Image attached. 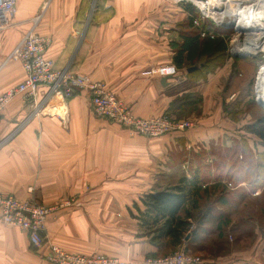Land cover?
<instances>
[{"label":"crops","instance_id":"crops-1","mask_svg":"<svg viewBox=\"0 0 264 264\" xmlns=\"http://www.w3.org/2000/svg\"><path fill=\"white\" fill-rule=\"evenodd\" d=\"M188 17L171 0H17L13 26L0 33V96L25 79L21 63L9 57L34 30L51 39L46 57L54 61L56 71L68 70L103 83L137 117L164 115L176 98L191 91L182 87L188 70H179V81L168 79L166 84L151 71L173 65L180 34L191 31L183 23ZM248 70L245 67L242 74ZM237 80H232V87ZM209 90L202 92L204 116L190 112L184 117L195 122L194 128L161 138L131 136L118 124L96 117L86 91H76L66 104L56 98L42 104L40 97L38 113L30 101L15 98L0 119V195L34 198L47 207L72 201V206L51 213L39 250L30 245L25 232L6 227L0 219V264H52L44 259L49 243L129 264L161 255L139 236L135 205L143 210L146 195L176 186L197 169L207 173L209 166L213 178L217 148L231 151L244 141L254 154L264 152L261 140L246 132L256 120L244 112L245 89L211 94ZM213 101L216 112L209 117ZM65 109L66 122L50 114ZM240 186L246 195L242 205L259 197L260 190L252 193L250 183ZM231 189V206L238 207L241 193ZM206 210L195 213L192 229L203 222L205 240L198 246H207L215 236L204 230L209 227L204 223ZM234 222L232 215L229 228ZM254 233L256 241L246 251L236 245L227 251L208 253L204 248L196 253L207 255L204 264H264V229ZM182 248L187 250L185 244L176 250Z\"/></svg>","mask_w":264,"mask_h":264},{"label":"built area","instance_id":"built-area-1","mask_svg":"<svg viewBox=\"0 0 264 264\" xmlns=\"http://www.w3.org/2000/svg\"><path fill=\"white\" fill-rule=\"evenodd\" d=\"M171 1L179 6L190 4L198 11L202 21L211 22L216 27L228 28L226 23H228L229 18L225 16V12L228 9L230 0H218V4L215 3L217 6L216 11L220 13L223 21L216 20L210 14V10L214 8L213 0ZM236 3L238 8L242 7L241 10L248 7L255 8L258 14H262L264 17V0H237ZM16 13L17 0H0V33L13 26ZM195 25L198 27L199 23L196 21ZM235 30H237L236 27ZM237 32L239 31L237 30ZM201 35L205 37L207 33L201 31ZM260 42L264 47V41L261 40ZM50 45L51 39L31 30L13 50L9 60L21 63L26 77L20 84L0 96V119L6 107L17 97H23L30 101L35 112L38 113V111H41V105L37 104L40 97H42V104L45 102L49 104L54 98L60 99L66 104L74 97L76 91H86L90 96L92 109L96 117L118 124L126 129L131 136L161 138L172 133H185L194 128V123L190 119H179L173 115H161L151 118L137 117L127 103L110 92L103 83L93 81L87 76L74 74L68 70L56 71L54 61L46 57ZM234 50L229 49L233 56L237 54ZM236 50L243 52L246 56H255L260 52L247 47L245 43L237 44ZM151 73L172 81H179L180 79V72L174 65L153 69ZM256 88L257 82L255 85L256 102L264 109V105L259 101ZM50 114L59 117L63 122L68 121L67 109L62 112L56 110V112ZM30 192L32 191L30 190ZM71 206L72 201H65L61 205L47 207L38 203L34 198L23 200L12 195H0V219L3 225L17 227L25 232L30 245L39 250L45 244L43 236L47 232V221L51 213ZM48 247L49 251L44 255V259L52 264H129L128 261L120 258L102 254L68 252L54 243H49ZM141 264H204V260L202 257L182 248L166 256L147 257Z\"/></svg>","mask_w":264,"mask_h":264},{"label":"trees","instance_id":"trees-1","mask_svg":"<svg viewBox=\"0 0 264 264\" xmlns=\"http://www.w3.org/2000/svg\"><path fill=\"white\" fill-rule=\"evenodd\" d=\"M180 6L189 13L187 26L191 31H182L180 34V40L175 45L173 65L178 70L187 69L188 76L193 81L207 80L224 64L228 52L227 40L219 31L228 32L231 29L216 27L211 22L202 21L198 11L190 4H181ZM196 21L199 23L198 27L195 25ZM201 31H205L207 35L202 37ZM183 96L176 98L164 115L184 118L190 114L193 107L201 103V98L192 95ZM246 132L256 135L264 147V116L247 126ZM225 152L227 155L223 154L225 158H222L224 162L225 159L237 160L236 156L238 155L244 166L249 161L247 170L242 171L245 168L242 165L240 167L233 166L231 170L236 169V175H230V173H224L222 165H218L215 166L212 178L209 166L207 173L206 169L203 171L200 168L194 171L191 178H182L176 186L146 195L142 200L143 210L135 205L138 211L136 218L139 221V236L147 238L153 246L160 250L161 255L152 257L165 256L168 254L166 251L172 253L184 244L190 251L201 252L204 250L205 246L196 244L205 241L202 239L201 231L203 222L199 220L202 223H198L196 228L192 229L195 213H198L203 206L207 209L206 217L208 216L204 223L209 224V227L204 230L211 235L214 234L216 240L224 239L225 232L232 224L234 209L237 208V206H231L232 197H229L232 191L231 187L241 193L238 194L239 199L237 198L238 206H241L246 197L241 190L242 182L251 184L252 193L260 190L259 197L250 204L248 217L243 218L263 226L264 152L254 154L244 141L236 143L231 151L225 150ZM252 170H254V178H249L248 176L253 174ZM225 180L226 182H224ZM211 182L213 183L208 185ZM215 193L219 195L213 198ZM243 222L242 219L241 223ZM188 236H190V240L185 243Z\"/></svg>","mask_w":264,"mask_h":264},{"label":"rangeland","instance_id":"rangeland-1","mask_svg":"<svg viewBox=\"0 0 264 264\" xmlns=\"http://www.w3.org/2000/svg\"><path fill=\"white\" fill-rule=\"evenodd\" d=\"M185 24L184 27L188 28V22L184 21L183 22ZM226 27H228V29H231V31H219L227 40V45H228V52L226 54V59L224 64L220 67V69L218 71H215V73L211 74L209 76V78L207 80H203L200 82H196L193 81L192 79L189 78L188 73L186 72H182L184 74L183 76L185 77V82L186 84H182V87H184L186 85L187 89H190L191 91L187 94H185L184 96H188V95H192L196 98H201V103L199 105H196L195 107H193L191 109V113L195 114L196 116H204V100H203V95L202 92L205 90H209V93L211 94V92H216L217 90H220L221 92L225 93L228 92L229 90H232L233 88V92L237 89H245L243 90L242 96L245 100L244 102V112L246 111L247 113L251 114L252 116H255L253 118V120H257L258 118H261L264 116V109L261 108V105L259 106V104L256 102V93H255V85H256V79L259 75H262V73H264V50L262 52H259V54L255 55V56H246L243 54V52H239L237 49V44H243L244 43V39L246 40L245 45L247 44L248 40H249V34L247 32L244 33H239L237 32V30H235V28H230L229 24L226 23ZM262 41H264V33L262 34ZM237 41H235V40ZM234 40V42L232 43V41ZM264 48V47H263ZM229 49H235L234 51L237 52L236 55H231V53L229 52ZM263 65V67H262ZM228 67V68H226ZM245 67H249L248 73L247 75L242 74V71L244 70ZM262 67V68H261ZM261 68V69H260ZM226 70V77L222 76L220 77V73L222 71ZM260 70V71H259ZM259 71V73H258ZM217 73H219L217 75ZM222 74V73H221ZM241 75V76H240ZM238 78L237 81H235V85H233V87L231 86L232 84V80L234 78ZM258 78V79H259ZM200 84V85H199ZM199 85V86H198ZM198 87H201L198 89ZM258 89V88H257ZM258 91V90H257ZM183 96V97H184ZM260 101V100H259ZM213 107L207 111V115L212 116V114L216 109V102H214ZM261 104H263V102L260 101ZM258 104V105H256ZM264 105V104H263ZM243 116V115H242ZM179 118V117H178ZM179 119H190L191 121H193L191 118H182L180 117ZM197 119V118H196ZM193 123L195 124V122L193 121ZM223 151V152H222ZM225 153L224 148H217L216 149V154L219 157L217 159V161H215V166H221V168H223L225 171L224 173H231L233 170H231V167H240L241 165L244 166V164H242V159L240 157H237L236 159H225V162L222 160V158L225 156L223 155ZM227 160V161H226ZM229 160V162H228ZM246 162V161H245ZM244 162V163H245ZM223 163H225L223 165ZM246 166H244L245 168L242 169V171H246L249 165V161H247ZM213 165V166H214ZM215 168V167H214ZM230 169V172H228ZM253 174H250L248 177L249 178H254V170H252ZM239 199V198H238ZM253 199H248L246 201V204L238 206L236 209H234V212L232 215L235 216V222L232 225L231 228H229L226 232V237L224 239H219L216 240V236H213L209 239V241H207V246H205L206 250H208V253L214 251V250H218V252L220 251H227L230 250L233 246L235 247L236 245L240 246V249L242 250H247L249 248V246H251L254 241H256V237L255 236V231L256 229H264V224L263 226H260L257 223L254 222H250V220L248 221L247 218H243V217H248L249 213H250V208H251V202H253ZM205 206H203L201 208V210L204 208ZM208 207V205L206 206V208ZM243 219V223L242 222ZM259 225V226H256ZM7 227V226H6ZM9 228H15L20 230L17 227H9ZM211 241V242H210ZM177 251V250H176ZM174 251V252H176ZM188 252H191L192 254L198 255L200 257L203 258L204 263L206 262L205 260L207 259V255L205 254H200V253H196L195 251H190L187 250ZM172 252V253H174ZM172 253H168L172 254ZM166 256V255H165ZM213 256V255H211ZM209 258V256H208Z\"/></svg>","mask_w":264,"mask_h":264},{"label":"bare ground","instance_id":"bare-ground-1","mask_svg":"<svg viewBox=\"0 0 264 264\" xmlns=\"http://www.w3.org/2000/svg\"><path fill=\"white\" fill-rule=\"evenodd\" d=\"M237 0H230L228 4V9L225 12V16L228 17V24L234 25L240 32H247L249 34V40L246 44L247 47L252 48L256 51L262 52L264 50L262 43V34L264 33V17L262 14H258L255 8H245L241 10L242 7H237ZM214 8L210 10V14L212 17L218 21L222 20V16L218 11H216V4H218V0H213ZM248 17V15H250ZM223 21V20H222ZM237 41V40H236ZM246 40L244 39V43ZM259 54V53H258ZM263 67V66H262ZM259 75L256 79L257 82V92L259 94V100L264 104V73Z\"/></svg>","mask_w":264,"mask_h":264},{"label":"water","instance_id":"water-1","mask_svg":"<svg viewBox=\"0 0 264 264\" xmlns=\"http://www.w3.org/2000/svg\"><path fill=\"white\" fill-rule=\"evenodd\" d=\"M229 27H230V28H235V26H234V25H229ZM167 80H168V79H166V78H163V81H162V82H163V84H166ZM188 239H189V236L186 238V240H188Z\"/></svg>","mask_w":264,"mask_h":264}]
</instances>
